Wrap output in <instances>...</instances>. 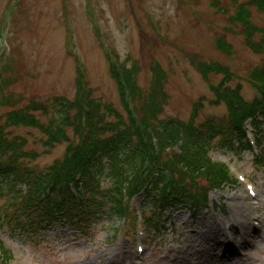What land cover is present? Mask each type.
<instances>
[{"label":"rangeland","instance_id":"obj_1","mask_svg":"<svg viewBox=\"0 0 264 264\" xmlns=\"http://www.w3.org/2000/svg\"><path fill=\"white\" fill-rule=\"evenodd\" d=\"M249 1L0 0V97L4 91L13 94L18 109L55 96L73 101L81 78L96 98L126 119L110 74L118 60L136 68L141 96L131 105L139 119L157 66L165 72L161 119L189 122L194 114L195 123L221 119L228 108L211 104L213 87L241 86L247 102L257 94L251 77L263 56L247 39L259 43L264 38V12L252 7L247 21H240V7ZM228 74L233 75L230 83ZM2 81L9 85L1 92ZM8 109L0 107V115ZM9 132L25 141L22 162L38 170L62 159L68 147L64 143L47 151L45 137L33 128ZM68 135L73 139L71 130ZM209 155L228 165L234 185L211 192L213 204L195 217L178 211L159 235L143 225L144 236L131 210L144 204L139 196L129 202L130 223L104 217L84 237L63 224L39 236L19 231L10 236L15 227L6 220L0 238L13 251L11 264H264V165L248 152L234 156L214 147ZM8 200H0L2 215L14 212L7 209ZM145 214L150 218V212Z\"/></svg>","mask_w":264,"mask_h":264},{"label":"trees","instance_id":"obj_2","mask_svg":"<svg viewBox=\"0 0 264 264\" xmlns=\"http://www.w3.org/2000/svg\"><path fill=\"white\" fill-rule=\"evenodd\" d=\"M252 7L264 12V0L242 5L237 18L246 22ZM247 42L263 56L251 77L255 98L247 102L241 86L223 82L213 87L216 100L211 104H225L228 114L203 123H195L197 114L189 122L161 119L166 103L165 72L158 66L153 69L154 87L140 109V119L131 105L133 98L141 96L136 68L118 60L111 63L110 74L126 119L113 105L96 98L81 78L75 100L55 96L31 100L21 109L14 95L4 91L8 83L2 81L0 107L9 109L0 115V200L9 198L7 209L14 212L2 215L4 208L0 206V226L7 220L15 227L10 235L19 231L39 236L63 224L84 237L104 217L130 223L133 214L129 202L141 193L146 202L144 210L151 213L147 223L156 235L164 231L173 213L187 210L194 217L202 213L211 192L234 184L228 166L209 155L214 147L234 156L251 151L249 124L261 150L256 161L264 165V38L259 43L252 39ZM232 79L228 74L226 81ZM37 114L46 121H40ZM13 127L39 130L47 151L68 144L64 156L44 170L27 166L21 160L25 141L11 137L9 129ZM13 260V252L0 238V264Z\"/></svg>","mask_w":264,"mask_h":264}]
</instances>
